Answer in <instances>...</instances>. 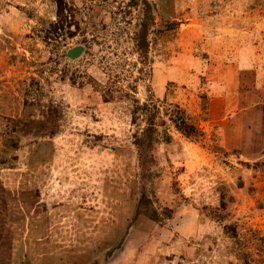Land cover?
<instances>
[{"label":"rangeland","instance_id":"374dc122","mask_svg":"<svg viewBox=\"0 0 264 264\" xmlns=\"http://www.w3.org/2000/svg\"><path fill=\"white\" fill-rule=\"evenodd\" d=\"M54 1L0 0V150L6 117L22 120L0 169V264H264V0H151L179 25L145 65L133 0H66L78 28L53 39ZM107 83L121 96L104 101ZM134 98L179 104L203 131L170 128L190 201L163 224L135 218Z\"/></svg>","mask_w":264,"mask_h":264},{"label":"trees","instance_id":"16d2710c","mask_svg":"<svg viewBox=\"0 0 264 264\" xmlns=\"http://www.w3.org/2000/svg\"><path fill=\"white\" fill-rule=\"evenodd\" d=\"M54 2L56 19L49 22L47 38L55 39L64 36V34L73 37L76 30L70 28L74 25L77 29L78 24L73 19L72 9L66 0H55ZM132 5L138 7V18L134 26L132 40L139 60L145 65L150 59L151 50L158 38L163 37L166 33H173L179 22L175 18L156 21L158 8L157 4L151 0H133ZM89 82L95 83L96 81L90 77ZM110 82L112 81L109 79ZM109 83L103 85L101 89L104 101L114 100L115 96L122 94V89L111 87ZM125 94L129 95V93ZM6 118L11 123L9 124L11 131L14 133L18 131L16 127L22 120ZM164 118L168 121L167 124ZM161 121L164 122L161 123ZM131 122L137 127L143 125L133 133V145L139 169L135 218L139 213H143L152 220L163 224L164 221L172 219L184 209L190 201L180 193L175 175L172 174V163L181 161L184 158V153L179 142L170 132V128L190 140H199L203 136V131L179 104H166L165 99L158 98H148L143 102L134 98ZM32 123L29 125L35 126L38 130L39 123ZM13 132L4 136L5 139L0 150V169L12 168L11 162L16 159L13 152L18 149L19 137ZM221 202L224 209L225 200ZM226 216L227 214L221 213L217 215L216 219L223 221L226 220ZM224 228L227 233L233 232L232 237H237L234 225H225ZM121 244L122 242L118 246ZM112 253L113 249L107 251V255Z\"/></svg>","mask_w":264,"mask_h":264},{"label":"water","instance_id":"95a60500","mask_svg":"<svg viewBox=\"0 0 264 264\" xmlns=\"http://www.w3.org/2000/svg\"><path fill=\"white\" fill-rule=\"evenodd\" d=\"M84 51L85 47L83 45H76L66 51V56L69 59H77L83 54Z\"/></svg>","mask_w":264,"mask_h":264}]
</instances>
